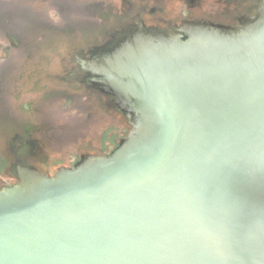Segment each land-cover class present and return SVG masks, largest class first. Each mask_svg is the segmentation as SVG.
<instances>
[{
	"label": "water",
	"instance_id": "95a60500",
	"mask_svg": "<svg viewBox=\"0 0 264 264\" xmlns=\"http://www.w3.org/2000/svg\"><path fill=\"white\" fill-rule=\"evenodd\" d=\"M238 1L0 0V264H264V0L180 25Z\"/></svg>",
	"mask_w": 264,
	"mask_h": 264
},
{
	"label": "flooded vegetation",
	"instance_id": "af4514ba",
	"mask_svg": "<svg viewBox=\"0 0 264 264\" xmlns=\"http://www.w3.org/2000/svg\"><path fill=\"white\" fill-rule=\"evenodd\" d=\"M251 1L252 0H239L236 8H234L230 13H228L227 15L224 16V18L229 20L228 21L229 23H225L226 21H213V20H209V19L191 20V18L188 17L185 20H181L180 25L183 26V25H185L187 23H191L193 21H207V22H214V23H220V24H225V25H231V24L236 22L235 20L240 19L242 17H245L246 14H248L249 8L251 6ZM154 10L150 11L149 14L154 15L155 14ZM143 12H141V13L139 12V14L138 15L136 14L135 16H129L126 21L121 22V25H120V27H118V30L114 32V34H116L115 37L117 36V33L119 34V33L123 32L128 27H135V25L139 24V22L141 21V19H140L141 17H139V16ZM163 25H165V27ZM170 26H175V25L174 24L171 25V23H167L166 21H164L162 19H158L157 21H155L154 26H150L149 28L154 27V28H158L161 30H169ZM176 26H178V25H176ZM114 34H112V32L105 31L102 33V38H101V41L99 43L95 42L94 44L88 45L86 47L82 57H75V60H74L75 66H73L72 68L65 71L66 74L62 80H64L65 82L74 81L76 84H79L82 86L87 85L88 86L87 88H92L93 90L95 89L96 91L95 92L92 91V92L99 94V96H101L103 98V103L106 106L111 105L115 110L116 109L118 110V108L114 104V101L112 100L110 95H108L107 92L103 91L102 88H99L95 83L90 82L88 78H85V76H86L85 70L87 67L86 61L92 60V58L94 57V54L95 55L101 54L103 52L104 48H106L107 45L113 41V38H114L113 35ZM24 132H25V134H21V136L14 134L13 138H12V145H11L15 149V153L13 154V156H14V160H13L14 162L13 163H18V164H22V165H26V164H23L22 157L26 153H28L27 150L29 148V145L32 148H35V143L33 141L29 142V140H28V139H30V137H28V134L26 133L27 130H25ZM13 143L19 144L18 150L15 148L16 146ZM19 162H21V163H19ZM18 164H17V166H18ZM17 166H13L15 168V171H14V168H13V171L16 173V177H14V178H17L19 176L21 168L24 167V166H22V167H19V166L17 167ZM16 183H17V179L14 180L13 184H16Z\"/></svg>",
	"mask_w": 264,
	"mask_h": 264
}]
</instances>
